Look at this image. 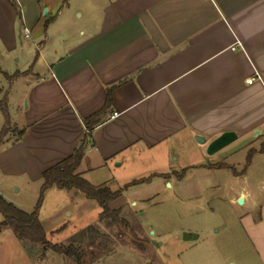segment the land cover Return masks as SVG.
<instances>
[{
  "label": "crops",
  "instance_id": "1",
  "mask_svg": "<svg viewBox=\"0 0 264 264\" xmlns=\"http://www.w3.org/2000/svg\"><path fill=\"white\" fill-rule=\"evenodd\" d=\"M58 1L0 0L1 55L32 67L11 80L29 68L0 67V99L15 109L0 193L24 210L9 190L41 188L43 172L79 149L77 172L96 186L115 162L159 178L177 174L173 162L228 170L244 179L242 225L264 264V0H62L51 14Z\"/></svg>",
  "mask_w": 264,
  "mask_h": 264
},
{
  "label": "rangeland",
  "instance_id": "2",
  "mask_svg": "<svg viewBox=\"0 0 264 264\" xmlns=\"http://www.w3.org/2000/svg\"><path fill=\"white\" fill-rule=\"evenodd\" d=\"M58 3L51 14L63 4L62 0ZM40 25L38 32L43 28ZM32 37L24 39V45L36 55ZM2 52L0 48V67L9 66V70H14L31 66L24 67V56L16 63L14 57L2 56ZM0 87H9V81L2 74ZM14 111L8 109L11 115ZM1 121L4 125L3 118ZM5 126L9 132L13 128L11 123ZM116 163L112 164L113 176L104 179V186L113 191L123 189L121 196L109 203L111 209H121L123 221L101 219V207L96 200L87 198L79 190L54 186L46 190L39 210L51 243L77 245L81 264H258L242 225L248 201L245 204L237 201L239 181L243 178L236 179L232 172L217 168L206 171L192 167L183 171L180 162H173L181 178L177 174L170 178L151 176L150 181L125 189V183L147 177L150 171L140 172V166L128 169L127 164L117 167ZM258 178L264 181V173ZM20 186L19 192L10 189L9 194L24 202V211L32 212L40 188L33 184ZM0 196L6 199L1 193ZM184 232L199 237L186 240ZM30 253L33 261L29 260ZM41 262L78 264L76 257H66L40 244L19 240L10 228L0 231V264Z\"/></svg>",
  "mask_w": 264,
  "mask_h": 264
},
{
  "label": "trees",
  "instance_id": "3",
  "mask_svg": "<svg viewBox=\"0 0 264 264\" xmlns=\"http://www.w3.org/2000/svg\"><path fill=\"white\" fill-rule=\"evenodd\" d=\"M32 71V67L25 72H15L12 75L6 74V77L11 80L20 75L28 74ZM111 95L109 94L107 103H110ZM0 110L3 111L6 124H10L8 109L5 99H0ZM97 115H94L87 119L86 127L88 133L91 132L93 126L95 125ZM9 132V128L4 126L0 130V144L3 142L4 138ZM22 131H20L21 135ZM252 152L248 155V164L250 162ZM83 158L82 149L77 150L73 155L65 158L61 162L55 164L54 166L46 169L43 172V184L40 188V194L36 202L35 208L32 212H26L19 206L6 200L4 197L0 196V213L3 215V220L0 222V229L3 227L10 228L15 236L19 240L29 241L31 243L40 244L46 248H51L58 254L64 255L66 257H76L78 264H81L82 256L79 253V247L74 243L69 244H59L51 243L47 238V233L39 217V210L44 201V195L48 188L56 186L60 189L72 190L76 189L84 193V195L89 199H94L97 201L98 205L101 207L100 217L101 219H111L114 223H120L123 219L120 216L121 209H111L109 203L122 194L123 189L113 191L108 186H96L84 178L80 173L77 172V168ZM246 165L243 169L245 171ZM152 177L142 178L133 180L124 185V188H128L131 185L143 183L150 181ZM181 178V175H180Z\"/></svg>",
  "mask_w": 264,
  "mask_h": 264
},
{
  "label": "water",
  "instance_id": "4",
  "mask_svg": "<svg viewBox=\"0 0 264 264\" xmlns=\"http://www.w3.org/2000/svg\"><path fill=\"white\" fill-rule=\"evenodd\" d=\"M45 12H47V9H45ZM196 139H197V140H203V138L200 137V136H197ZM238 203H239V204H243V203H244V198H243V197H240V198L238 199ZM198 237H199L198 234H192V233H189V232H184V234H183V238L186 239V240L196 239V238H198ZM155 242H156V241H154V243H155Z\"/></svg>",
  "mask_w": 264,
  "mask_h": 264
},
{
  "label": "built area",
  "instance_id": "5",
  "mask_svg": "<svg viewBox=\"0 0 264 264\" xmlns=\"http://www.w3.org/2000/svg\"><path fill=\"white\" fill-rule=\"evenodd\" d=\"M24 32L29 35L30 31L27 27H24ZM258 75L256 76H252L248 79V82L251 83L252 81H254L257 78ZM115 115H112V117H114ZM88 131V130H87Z\"/></svg>",
  "mask_w": 264,
  "mask_h": 264
}]
</instances>
